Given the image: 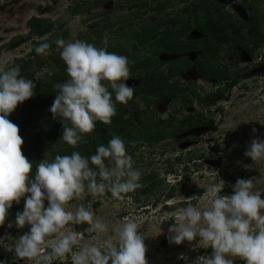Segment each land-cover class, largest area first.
Returning <instances> with one entry per match:
<instances>
[{
	"label": "rangeland",
	"instance_id": "rangeland-1",
	"mask_svg": "<svg viewBox=\"0 0 264 264\" xmlns=\"http://www.w3.org/2000/svg\"><path fill=\"white\" fill-rule=\"evenodd\" d=\"M83 1L1 0L0 67L5 65L9 68L17 67L16 59L26 58L34 48L32 44L34 40L28 36L27 27V21L32 17L48 19L53 23L54 32L47 36L46 41L50 45L59 37L66 42L76 40L86 42L91 39L97 45L110 49L118 44L120 51H123L122 56H126L130 62L129 68L134 67L144 59H149L150 54L147 49L144 50L135 43L132 26L137 27L140 23L157 25L167 19L166 16L179 13L184 4H190L193 0H183V5L170 4L159 12L151 10L157 5L156 1L151 2L147 6L148 12L145 16L135 21L132 19L133 13L138 10L140 4L145 3V0H127L131 1L128 4H125L126 0H105L102 7L90 10L87 9L90 5L80 7L81 13L73 15L71 7L80 5L84 3ZM87 1L95 3L103 0ZM220 3L230 23L237 20L246 21L251 7L258 10V15L264 14V0H223ZM118 6L121 8L120 11L110 13ZM107 11L110 15L106 17L100 15ZM191 19L185 18L190 21ZM117 21L129 23L124 34L119 37L115 34L118 29ZM128 29L131 31L128 32ZM258 33L253 62L245 60L244 54L237 56L235 45L230 43L216 46L215 41L211 42L192 26L185 33L184 39L196 43L194 52L185 53L172 64L170 63L174 56L158 55L162 63L159 73L166 78L169 75L167 73H171L167 84L177 85L178 97L174 100L157 97L146 101L142 97H137L133 101L135 108L148 112L149 120L145 121L146 130L135 143L137 148L131 155L142 175L155 172L163 181L156 196L145 198L135 193L131 195V202L127 200L120 202L111 197L93 198L86 195L83 201L71 202L74 206L80 204L90 206L95 215L101 217L108 225V234H113V229L126 220H134L138 225V232L145 237L144 244L147 249L145 258L148 264H196L200 257L211 256L213 250L199 244V238L191 243L185 241L176 245L171 242L168 231L174 225V214L178 208L186 207L189 202L200 208L208 204L204 196L209 185L218 183L219 179L223 180L225 182L223 195H231L237 179L247 180L255 177L257 179L255 190L264 192V160L254 162L244 155L252 139L264 140V76H262L264 72L256 73L261 69L258 68L252 73L253 67L264 64V26ZM41 42L44 41L39 39L36 43ZM148 50L152 51L151 48ZM201 51L205 52V56L207 53L206 57L210 58L214 69L225 71L228 77L238 73L248 76L260 75L240 81L229 93L228 101L212 105L210 96L223 89L224 84L218 83L217 77L203 76L197 66L202 56ZM45 57L42 56L41 60ZM54 72L55 67L46 60L40 72L36 73L35 79L44 82V76L48 77ZM127 84L135 87L137 81L130 78ZM185 98L193 101L191 107L182 108ZM197 112L202 113L207 120H212L213 126L191 128L187 121ZM37 113V117H40L41 112ZM154 116L159 118L158 120L161 119L162 123L156 124L151 119ZM165 116L166 119L163 118ZM252 129H256L255 135ZM109 132L115 135L111 129ZM158 138L160 140L156 142ZM177 183L180 184L175 187L174 198L167 200L166 196ZM194 196L200 198L188 200ZM261 199H264V194L261 195ZM14 205L24 206V198L19 204ZM164 206L168 208L165 209ZM71 210L75 211V207ZM9 224H12L11 228L8 227ZM72 227L75 231L83 233L79 247L89 244L99 246L104 239L103 235L97 236L96 233L86 231L88 225ZM29 231L30 226L25 225L23 229H18L15 226V219L6 217L4 225L0 226V239H3V244H0V264H29L26 260H20L14 250L17 240ZM54 264H71V259L69 257L63 262L54 261ZM235 264H243V261L237 258Z\"/></svg>",
	"mask_w": 264,
	"mask_h": 264
},
{
	"label": "clouds",
	"instance_id": "clouds-1",
	"mask_svg": "<svg viewBox=\"0 0 264 264\" xmlns=\"http://www.w3.org/2000/svg\"><path fill=\"white\" fill-rule=\"evenodd\" d=\"M37 39L44 42L35 47V53L49 55L48 37ZM55 44L68 79L55 85L58 94L49 111L63 125L60 141L76 148L94 133L97 123L112 124L117 103L126 105L133 98L134 89L127 84L130 62L106 47L97 48L81 40L58 38ZM35 88L32 80L21 76L18 66L0 67V226L13 204L22 198L24 208L17 212L15 226H30V231L17 240L15 255L29 264H54L69 257L71 264H148L145 237L134 220H126L108 234V225L90 206L71 204L83 201L86 195L103 198L108 193L115 201L131 202L128 194L143 187L142 172L118 135L106 146H98L90 157L73 151L52 160L45 158L33 173L34 164L21 151L24 141L19 128L8 116L33 97ZM252 133L255 135L256 129ZM244 155L254 162L264 160V140L252 139ZM256 180L237 179L231 195H221L223 180L209 185L205 207L189 202L177 209L174 225L168 230L171 242L180 245L199 238V244L213 250L211 256L200 257L196 264H235L237 258L243 264H264V192L255 190ZM81 224L88 225L89 233L104 236L99 246L79 247L83 233L72 226Z\"/></svg>",
	"mask_w": 264,
	"mask_h": 264
},
{
	"label": "trees",
	"instance_id": "trees-1",
	"mask_svg": "<svg viewBox=\"0 0 264 264\" xmlns=\"http://www.w3.org/2000/svg\"><path fill=\"white\" fill-rule=\"evenodd\" d=\"M154 1L157 2V5L153 9L151 8V10L153 12H159L166 9L170 4H181L183 0H145V3L140 4L138 10L133 13V21L143 18L148 12V4ZM220 1L193 0L190 4H184V7L180 9L179 13L166 16L167 19L160 21L157 25L140 23L137 27L132 26V34L135 43L142 49H147L150 54L149 59H144L130 68V78L137 81L136 86L133 87V98L126 105L117 103L116 116L113 117L112 124L110 126H105L101 123H97L94 133L85 137L84 142L79 144L76 148H72L62 140L60 141L63 134V125L59 120L60 118L58 116L53 117V114L49 111L55 96L58 94L55 85L63 84L68 79L66 65L60 57V50L56 49L55 43L51 44L49 49L50 54L43 60H41L42 56L37 55L34 51L35 47L40 44L36 43L39 40L37 38L52 35L54 32V25L48 19L37 17L30 18L27 21L28 36L34 40L32 43L34 48L26 58L16 59L15 66L19 67L21 76L32 80L33 83L36 84V88L34 89L33 97L19 104L8 116V119L19 128V135L24 141L21 146V151L23 155L34 164L33 173L35 172L36 165L45 158L52 160L56 155H70L73 151H78L84 157L94 155L98 146H106L112 138L113 135H111L109 129L124 141L128 154L132 155V152L137 148L135 143L140 138L142 132L146 130L145 121L149 120L147 119L148 112L135 108L133 101L137 97H142L145 101L157 97L164 99L171 98L173 100L178 97L177 92L179 88L177 85L173 83L172 85L167 84L171 73H167L169 74L167 78L164 77L162 73H159L162 63H160L158 55L165 54L174 56V59L170 63L172 64L185 53L194 52V45L196 43L184 39L185 33L191 26L198 29V32L206 36L211 42L215 41L214 45L216 46L230 43L233 44V46L235 45V54L237 56L244 54V56L249 58L250 62H253V53L258 43L256 39L259 38L258 32L261 30V27L264 26V14L261 16L258 15V10H253L251 7L246 21L237 20L234 23H230L227 14L224 12L222 5H220L222 4ZM83 2L84 3L80 5L77 4L71 7L70 11L73 15L81 13L80 7L90 5L87 8L89 10L91 8H99L102 7L106 1L89 3V1L84 0ZM129 2L131 3V1L126 0L125 4ZM120 9L121 8L118 6L116 10L114 8L115 11H110V13H116L120 11ZM108 12L109 11L100 15L106 17L110 15ZM199 14H202V16ZM186 17H191L192 23L190 20H185ZM117 22L118 29L115 34L119 37L124 34L125 30L128 28L126 25L129 23L126 21L124 23L122 21ZM129 31L131 30L128 29V32ZM86 42L97 48L106 47L97 45V43L91 39ZM148 48H151L152 51L148 50ZM106 50L117 55H124L123 51H120L118 44H116L113 49L106 47ZM205 51L207 52V49ZM200 55L202 56H200V62L197 66L202 71L201 73L203 76L217 77L219 78L217 82L224 84L223 89H219L215 94L210 96L212 105L218 102L228 101L229 93L240 81L260 75L255 74L253 76H248L244 73H238L233 77H228L225 75V71L214 69L215 67L211 64L210 58L206 57L207 53L205 56V52L201 51ZM46 60L53 64L55 72L48 75V77L44 76V82H41L39 79H35V76L36 73L40 72ZM262 67H264V64L253 67L252 73ZM262 76H264V74H262ZM192 102L193 101H190V99H183L182 108H186L187 106L191 107ZM37 112H41L40 117H37ZM151 119L158 125L162 123V121H160L161 119L158 120L159 118L155 116L151 117ZM187 122L193 129H198L202 126H213V121L207 120L200 112L189 117ZM156 140H158L156 142H159L160 138ZM194 166L196 167L195 164ZM170 172H172V169ZM140 182L143 187L136 190L134 193H129V196L135 195V193L145 198L156 196L157 191L161 189V185L163 184V181L159 179V175L155 172L143 174ZM178 184L180 183L175 184L169 191L166 196L167 200L174 198L175 187ZM223 192L224 191L221 192V195L224 194ZM198 193L200 194L201 192ZM105 197H111V194L108 193ZM23 208L24 206L19 207L14 205L9 210L7 216L15 219L17 212H22ZM164 208L167 209L168 206H164Z\"/></svg>",
	"mask_w": 264,
	"mask_h": 264
},
{
	"label": "water",
	"instance_id": "water-1",
	"mask_svg": "<svg viewBox=\"0 0 264 264\" xmlns=\"http://www.w3.org/2000/svg\"><path fill=\"white\" fill-rule=\"evenodd\" d=\"M245 60H248L249 61V58L248 57H245ZM263 72H264V67H262L260 70H257L256 73H263Z\"/></svg>",
	"mask_w": 264,
	"mask_h": 264
}]
</instances>
